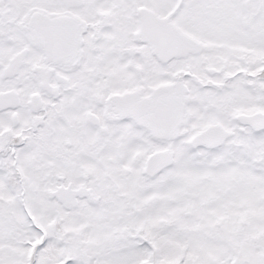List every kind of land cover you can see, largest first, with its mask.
Returning <instances> with one entry per match:
<instances>
[{
  "label": "snow or ice",
  "instance_id": "obj_1",
  "mask_svg": "<svg viewBox=\"0 0 264 264\" xmlns=\"http://www.w3.org/2000/svg\"><path fill=\"white\" fill-rule=\"evenodd\" d=\"M0 264H264V0H0Z\"/></svg>",
  "mask_w": 264,
  "mask_h": 264
}]
</instances>
